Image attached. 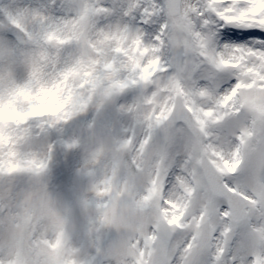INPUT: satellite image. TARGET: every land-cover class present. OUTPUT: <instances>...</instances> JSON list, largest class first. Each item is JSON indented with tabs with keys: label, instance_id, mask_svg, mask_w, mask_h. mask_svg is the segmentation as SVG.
Returning <instances> with one entry per match:
<instances>
[{
	"label": "snow or ice",
	"instance_id": "snow-or-ice-1",
	"mask_svg": "<svg viewBox=\"0 0 264 264\" xmlns=\"http://www.w3.org/2000/svg\"><path fill=\"white\" fill-rule=\"evenodd\" d=\"M0 264H264V0L0 3Z\"/></svg>",
	"mask_w": 264,
	"mask_h": 264
},
{
	"label": "rangeland",
	"instance_id": "rangeland-1",
	"mask_svg": "<svg viewBox=\"0 0 264 264\" xmlns=\"http://www.w3.org/2000/svg\"><path fill=\"white\" fill-rule=\"evenodd\" d=\"M13 0H0V3L4 4H10ZM215 27V25H214ZM239 31L240 29H234ZM259 38L257 37H248L246 40H240V41H233L232 43L244 45V44H254ZM84 120H77L71 125L68 126L66 130L67 136H73V135H79L80 130L83 127ZM66 153H64L62 150L58 151L56 161L53 164L52 168V174H53V181H52V191L56 193L62 200V202L71 203L75 196L82 190V186L79 184V182L75 179V168L79 167V158H77L74 167L72 169V174L69 175L67 178H64L61 176V173L59 171V165L62 164L65 161Z\"/></svg>",
	"mask_w": 264,
	"mask_h": 264
},
{
	"label": "bare ground",
	"instance_id": "bare-ground-1",
	"mask_svg": "<svg viewBox=\"0 0 264 264\" xmlns=\"http://www.w3.org/2000/svg\"><path fill=\"white\" fill-rule=\"evenodd\" d=\"M237 42V41H236Z\"/></svg>",
	"mask_w": 264,
	"mask_h": 264
}]
</instances>
